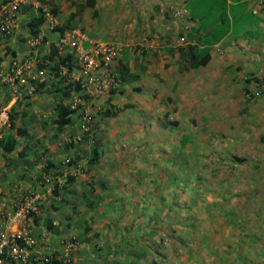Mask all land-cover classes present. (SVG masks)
Returning <instances> with one entry per match:
<instances>
[{"label": "crops", "instance_id": "0c3cea01", "mask_svg": "<svg viewBox=\"0 0 264 264\" xmlns=\"http://www.w3.org/2000/svg\"><path fill=\"white\" fill-rule=\"evenodd\" d=\"M89 1L94 4L87 6L83 19L74 13L72 22H91V10L94 15L105 13L117 26L113 35L122 41L115 64L126 62L131 72L140 74L136 81L97 99L74 90L80 75L79 55L89 42L76 46L70 33L80 27L96 45L108 39L90 35L86 25L65 26L66 12L60 9ZM207 1L221 4L227 19L216 22L220 14L206 8L197 12L199 16L191 13L193 5ZM0 8V109L7 108L11 118L0 138L10 133L17 139L11 153L0 146L1 226L8 225L4 211H11L14 202L23 201L29 192L41 197L36 217L25 227L34 244L27 262L21 264H39L38 258L44 255L51 259L47 264H209L213 258L214 264H247L255 259L264 264V204L258 202L252 208L253 197L264 196V159L259 160L261 174H227L215 179L214 189H205L202 182H193L191 174L175 175L167 164L170 159L155 152L161 143L169 147L171 136L162 133L171 130V125L158 131L149 124L125 126L117 121L123 113L116 109L117 99L120 104L123 97L120 91L128 86L138 91L145 82L155 88L161 85L158 75L174 86L184 75L172 79V73L192 68L194 50L211 56L207 65L193 67L201 78L246 87L245 100L251 105L244 141L248 147L263 142L264 6L258 0H0ZM40 15L45 20L35 33L28 22ZM53 50L54 59L50 56ZM140 53L143 56L137 65L134 62ZM60 57L70 59L71 67L61 66L57 75L54 66ZM15 58L30 60L23 74L25 83L11 78ZM61 85L69 86V96L56 89ZM135 94L131 103L145 96L147 110L142 112L153 113L149 104L156 100L154 93ZM229 97L233 99L230 89ZM62 105L74 112L72 122L60 128L54 120ZM123 106L133 104L124 101ZM107 111L117 114L106 115ZM169 112H173L171 107L159 115L168 117ZM97 120L99 132L94 127ZM18 127L28 135L20 134ZM121 134L135 139L127 143L135 152L145 151L141 154L146 157L121 159L123 151L116 142L122 140ZM51 136L56 142L48 149L44 140L54 141ZM62 145L77 151L70 155V149L63 155ZM98 145L101 151L95 163L93 150ZM109 154L112 157L107 158ZM124 165H131L130 171L120 168ZM46 177L57 178V182ZM163 240L174 242V250L164 246Z\"/></svg>", "mask_w": 264, "mask_h": 264}, {"label": "rangeland", "instance_id": "374dc122", "mask_svg": "<svg viewBox=\"0 0 264 264\" xmlns=\"http://www.w3.org/2000/svg\"><path fill=\"white\" fill-rule=\"evenodd\" d=\"M87 6H89L88 3L79 5H61L60 9L66 12L67 17L64 21L65 26H69L68 21L70 19L73 21V19L75 18L74 13L80 15V18L82 20L85 14V10L89 8ZM220 7L221 4H219L218 2L213 3L207 1L202 2L198 6L193 5L192 9L197 13L202 8H206L207 12L210 10H214L216 14L219 13L221 16L222 11L220 10ZM91 14V22L85 21V23L83 24V22H76L74 20V22L71 23H74V25L81 24L83 27L84 25L88 26L87 32L96 38L121 41L117 40V38L113 35L112 30L115 31L117 26H115V23L111 24L109 22V20L107 19L108 17L105 13L94 15L93 11L91 10ZM90 24H92V28L89 29ZM226 27L227 29L229 28L228 21ZM218 32L220 33V29L218 30ZM223 32L224 30H222L221 28V34H223ZM140 56H143V54H139L137 61L135 59L134 63L137 65ZM181 63H183V61H181ZM179 73L183 74L184 76L180 81L175 83L174 86H172L173 82H170L167 79L164 80L162 79L161 75H158L156 78L157 80H161V85L156 86L155 88L151 86L153 84H145L144 82L143 85L138 88L139 92L136 91V87L133 86H128L127 90L123 89V92L121 90L119 96L122 93L123 97L120 104V97L116 94L115 97H119L117 99L118 106H116V109L122 111L123 113V115H120L119 119L117 120L119 124L121 123L125 126L149 124L154 126V128L156 129L155 131H158L157 128H160L161 126L168 127L171 125L173 127L171 130L168 129L166 132L162 133L163 137L170 134L171 138L169 141L171 143L169 144V147H166L161 143L158 146L159 150L155 152H157L158 156L161 155L160 157L162 158L164 156V158L170 159L168 160L167 164L170 166V168H173L175 170V175H178L181 172L182 174L185 173L184 176L191 174L190 176H192V180H194L193 182L195 184L196 182H202L205 189H214L216 187L215 185L217 184V182H214L215 179L217 177H220L221 180V177H224V175L227 174L234 173V175L243 176H247L248 173H253L254 175L261 174V172L263 171L261 169H263V167L260 166L259 160L264 159V141L259 143L258 135L257 142L259 144H255L253 146V144L251 143L248 147L247 143L244 141V134L246 132L245 126L247 122L246 115L248 113L247 111L249 110V106L251 105L248 103V100H245L248 95L246 87L242 88L241 85L230 87V85H227L229 83L219 79H216L215 83L213 84L210 80L211 77H209L208 79L201 78L198 74V71L196 72L193 67L190 68L188 66H186L185 72L183 70L174 71L171 76L172 79L174 75L176 78V74L179 75ZM199 79L203 81L202 86L198 85V83L201 81ZM244 80L247 81L246 78H244ZM166 81L170 84H165ZM229 89L233 95V99L229 97ZM148 90L151 94L154 93V95L156 96V100H153V102L149 104L150 108L154 110L153 113L142 112L147 110V104L145 103L147 99L142 95L147 94ZM135 93L141 94V96L144 98H137L135 103H131V99H133L132 95L133 97H135ZM167 96H169V98H167ZM124 101H128V103L133 104V107L123 106ZM169 105L171 109H173L172 113H168L171 117H167L164 114L159 115L162 114L163 111L168 110V108H170ZM155 114L156 116H154V118L148 117V115L152 116ZM108 118L113 117L108 116ZM99 122L100 121L97 120V122H95L94 124V127L98 128L97 132H99L100 130ZM116 124L117 123H115L114 126ZM77 125H80V121L77 122ZM111 127L112 126L107 128ZM135 133L136 132L134 131L133 134ZM129 134L131 137L132 134ZM121 136L122 140L116 141L118 142V144H120V149L123 151L121 159L124 158L129 160L133 156H136L135 159H138V157H146V154H141L145 151L141 153L135 152L129 144L135 141V139L130 140L129 138H126V134H121ZM147 136L150 135L147 134ZM153 136L157 137L158 135ZM52 138L54 139V141L45 142L44 140V143L48 144H45L48 149L54 148L56 138ZM128 140H130L129 143H127ZM166 140L167 139H165L164 141ZM34 141L35 140L33 139L32 142ZM179 143H181V145ZM244 145L246 146V149L244 148ZM62 148L64 149L63 155L68 153V150L70 149V155L74 154L75 151H77L73 150L72 146L70 148L62 145ZM109 157H112V155L109 154L107 158ZM87 158L88 155L84 156L82 159ZM238 158L244 159L243 162L239 161L236 163V161H238ZM181 163H183L182 168ZM130 166L124 165L120 168L122 170L124 169V171L125 169L127 171H130ZM108 168L114 170L111 166H108ZM65 171H70V168H67ZM201 177H203L204 182L201 181ZM94 185L95 183H93V186ZM252 202V208H256L255 206H258V202H262V204H264V196L261 194V197H258L257 195V197H253ZM166 241L167 240H165L164 243L163 240L162 244L168 248H171V246H173L174 250V242H168L167 244ZM261 246L262 242L260 243V247ZM200 263L207 264V262ZM173 264H175V262H173ZM209 264H214V258L213 261L209 262ZM247 264H260V262L255 259V261H250Z\"/></svg>", "mask_w": 264, "mask_h": 264}, {"label": "built area", "instance_id": "2783aa9c", "mask_svg": "<svg viewBox=\"0 0 264 264\" xmlns=\"http://www.w3.org/2000/svg\"><path fill=\"white\" fill-rule=\"evenodd\" d=\"M261 6H264V0H258ZM259 10H255L258 13ZM3 9L0 8V15ZM4 29H8L5 26ZM71 36L75 37L74 45H84L87 41L89 47L82 49L79 55L78 67L80 75L77 77L78 85L83 93L91 99H97L119 85V76L115 61L118 60L122 52L121 43L115 40H107L99 44H95L88 39L83 30L78 27L71 30ZM30 60L13 59V67L11 78L19 83H25L23 74ZM6 125H11V118L7 108L0 109V137L2 129ZM46 177L48 181L57 182V178ZM40 194L29 192L23 201L13 203L11 211L5 210L4 213L8 220V225L2 227L0 224V264H21L27 262L30 250L34 244L29 233H25V227L28 221L34 219L40 205ZM15 226V228L13 227ZM50 257L44 255L38 258L39 264H47Z\"/></svg>", "mask_w": 264, "mask_h": 264}, {"label": "trees", "instance_id": "16d2710c", "mask_svg": "<svg viewBox=\"0 0 264 264\" xmlns=\"http://www.w3.org/2000/svg\"><path fill=\"white\" fill-rule=\"evenodd\" d=\"M93 4H94L93 1H89V3H88L89 6H92ZM191 13L194 16H199V14L194 12L193 9L191 10ZM222 18L227 19L226 11L223 12V15H221V16L219 15L217 17L216 22L221 20ZM44 20H45V17L43 15H40V16L35 17L32 20H30L28 22V24L32 28L33 32L36 33V32H38L39 26L42 24V22ZM71 22H72V20L70 19L68 21L69 25L72 24ZM55 29L61 30V31L63 30V28H61L60 26H57ZM217 31H218V29H217ZM219 38H220V36L218 37V39ZM190 47L192 49H194V46L190 45ZM208 50H209V48L207 49V51ZM55 54H56V50L51 51V53H50L51 58L54 59V57L56 56ZM191 57H192L191 58L192 67H198V66H201V65H207L208 62L211 59L210 54H206L205 56H201V55L196 54L194 52V50L191 53ZM67 60L70 61V59L60 57V60L56 61L54 68L56 70V74L57 75H59V71H60V67L61 66L66 65L69 68L71 67V64L69 62L67 63ZM117 72H118V76H119V80H120L119 85H125V84L131 83L133 81H136L137 79L140 78V74L131 72V70H130V68H129V66H128V64L126 62H120L119 63ZM67 87H69V86L61 85L60 87L59 86L56 87V89L58 91H60L62 94H64L65 96H69L70 95V91L67 89ZM74 89L80 90V86L77 84L74 87ZM115 91L116 90L114 89L113 92H115ZM73 112H74V109H71L70 106L62 105L60 107L59 116L54 121L58 124V126L60 128H63L65 125L70 124L72 122L71 115L73 114ZM105 114L106 115H115L117 113H116V111H107V112H105ZM174 124H176V123H174ZM12 125L14 126V122H13ZM17 130L22 135H28V132L26 131L25 128L18 127ZM16 144H17V139H16V137L13 134L8 133V134L3 135L2 138H0V146H1V148L3 149V151L5 153L13 152L15 150V148H16ZM100 151H101V147L99 145L97 146V148H94V150H93V154H94L93 161L94 162H96L99 159ZM238 160L243 161L244 159L238 158ZM70 179L72 180L73 177L69 176V180ZM86 230H88V227H87Z\"/></svg>", "mask_w": 264, "mask_h": 264}, {"label": "clouds", "instance_id": "9594fccd", "mask_svg": "<svg viewBox=\"0 0 264 264\" xmlns=\"http://www.w3.org/2000/svg\"><path fill=\"white\" fill-rule=\"evenodd\" d=\"M119 63H120V62H119ZM118 65H119V64H118ZM117 70H118V66H117ZM75 86H76V85H75ZM75 86H74V87H75ZM118 86H120V85H118ZM117 88H118V87H116V88H114V89H117ZM114 89H113V90H114ZM74 90H76V89H74ZM36 215H37V213H36ZM36 215H35V217H36Z\"/></svg>", "mask_w": 264, "mask_h": 264}]
</instances>
